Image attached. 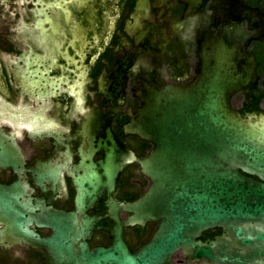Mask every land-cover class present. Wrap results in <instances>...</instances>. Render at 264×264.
<instances>
[{"label": "flooded vegetation", "instance_id": "af4514ba", "mask_svg": "<svg viewBox=\"0 0 264 264\" xmlns=\"http://www.w3.org/2000/svg\"><path fill=\"white\" fill-rule=\"evenodd\" d=\"M209 31L253 60L232 107L264 112V0H0V264H45L47 254L24 239L11 242L5 204L23 214V227L47 237L52 229L38 224L44 208L75 209L80 166L107 160L106 151H89L97 143L112 137L136 157L147 155L152 144L126 124L149 83L194 79L200 35ZM148 185L132 161L111 196L130 202ZM108 199L88 211L98 217L91 247L112 243ZM155 229L154 221L125 225L124 238L137 249ZM221 234L211 228L200 239Z\"/></svg>", "mask_w": 264, "mask_h": 264}, {"label": "water", "instance_id": "95a60500", "mask_svg": "<svg viewBox=\"0 0 264 264\" xmlns=\"http://www.w3.org/2000/svg\"><path fill=\"white\" fill-rule=\"evenodd\" d=\"M198 54L191 82L149 83L126 124L128 133L152 144L147 155L136 157L112 137L97 143L91 154L104 150L109 156L98 167L80 166L75 209L41 213L38 224L52 229L49 236L23 227V214L5 204L13 216L11 242L24 239L45 249V264H264V112L244 115L231 105L234 92L246 91L253 60L214 31L200 35ZM132 161L149 185L135 200L119 203L111 193ZM106 193L114 225L105 228L113 240L91 247L87 239L98 217L88 211ZM121 212L129 214L126 220ZM150 221L156 222L153 235L132 249L124 226ZM216 227L222 229L216 239H200ZM179 254L184 259L176 261Z\"/></svg>", "mask_w": 264, "mask_h": 264}, {"label": "trees", "instance_id": "16d2710c", "mask_svg": "<svg viewBox=\"0 0 264 264\" xmlns=\"http://www.w3.org/2000/svg\"><path fill=\"white\" fill-rule=\"evenodd\" d=\"M255 178H257V177H255Z\"/></svg>", "mask_w": 264, "mask_h": 264}]
</instances>
